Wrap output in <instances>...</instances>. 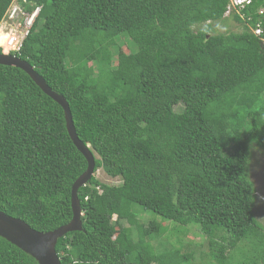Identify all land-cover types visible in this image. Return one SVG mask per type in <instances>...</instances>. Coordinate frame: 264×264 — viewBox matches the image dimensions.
I'll use <instances>...</instances> for the list:
<instances>
[{"label": "trees", "instance_id": "1", "mask_svg": "<svg viewBox=\"0 0 264 264\" xmlns=\"http://www.w3.org/2000/svg\"><path fill=\"white\" fill-rule=\"evenodd\" d=\"M19 1L39 11L16 54L66 99L95 157L77 190L82 229L55 245L61 264H197L181 252L188 225L208 238V264H264L249 173L252 148L264 151V0ZM230 20L243 29L214 32ZM86 167L61 106L0 64V211L37 231L68 223ZM0 264L38 263L0 237Z\"/></svg>", "mask_w": 264, "mask_h": 264}, {"label": "water", "instance_id": "2", "mask_svg": "<svg viewBox=\"0 0 264 264\" xmlns=\"http://www.w3.org/2000/svg\"><path fill=\"white\" fill-rule=\"evenodd\" d=\"M0 64L17 67L25 71L45 94L61 106L69 137L76 148L85 157L87 162L85 171L76 178L71 186L70 202L72 217L68 223L51 231H37L31 228L20 218L7 215L6 213L0 211V237L6 239L10 243L22 249L24 252L31 255L38 264H61L55 250V245L57 239L65 233L82 229V212L80 201L77 197V190L92 176L95 157L89 149L90 142L83 144V142L78 138L72 121L71 111L66 99L49 87L42 76L34 70L33 66L29 62L18 56L0 52Z\"/></svg>", "mask_w": 264, "mask_h": 264}, {"label": "rangeland", "instance_id": "3", "mask_svg": "<svg viewBox=\"0 0 264 264\" xmlns=\"http://www.w3.org/2000/svg\"><path fill=\"white\" fill-rule=\"evenodd\" d=\"M212 26L214 27L215 33H225V32H239L243 29V24L236 23L233 20L227 22H213ZM130 44L127 41H122L119 43V48L121 53H128L130 50ZM115 61L113 62V66ZM89 69H92V65H89ZM181 105L176 107V110H180ZM249 173L250 179L253 182L256 189V200L253 206V211L257 220L264 227V151H262L258 147L252 148V156L251 161L249 163ZM95 177L106 184H118L120 183V179L118 177H110L108 176L102 168H98L95 172ZM155 219L160 221V216L153 214L149 211L143 214L142 220L146 223L148 219ZM163 224H167V227H172L168 222H164ZM124 225H127L124 223ZM180 238L182 240V249L181 252L189 251L193 254V257L197 264H208V238L200 231L198 226L188 225L186 230L180 234ZM164 239V237H161ZM174 239V238H172ZM151 264H154V261H151Z\"/></svg>", "mask_w": 264, "mask_h": 264}, {"label": "built area", "instance_id": "4", "mask_svg": "<svg viewBox=\"0 0 264 264\" xmlns=\"http://www.w3.org/2000/svg\"><path fill=\"white\" fill-rule=\"evenodd\" d=\"M243 2L249 3L250 0H232L231 5L233 7L237 5L242 7L241 4ZM234 9L236 12L240 13V10L237 8ZM37 10L38 8L28 12L23 9V6L19 0H13L0 22V34L8 36L7 47H5L3 43H0V48H2L7 53H12L14 56L17 55L16 53H19L22 47L23 39L28 34V29L34 21ZM258 12L264 13V6L261 7ZM241 17L244 19V14H241ZM255 26V28L251 29L256 35H259L262 31L260 21Z\"/></svg>", "mask_w": 264, "mask_h": 264}, {"label": "bare ground", "instance_id": "5", "mask_svg": "<svg viewBox=\"0 0 264 264\" xmlns=\"http://www.w3.org/2000/svg\"><path fill=\"white\" fill-rule=\"evenodd\" d=\"M7 35L4 34H0V43H3L5 45V47H7Z\"/></svg>", "mask_w": 264, "mask_h": 264}, {"label": "clouds", "instance_id": "6", "mask_svg": "<svg viewBox=\"0 0 264 264\" xmlns=\"http://www.w3.org/2000/svg\"><path fill=\"white\" fill-rule=\"evenodd\" d=\"M13 2V1H12ZM11 2V3H12ZM10 3V4H11ZM9 7V6H8ZM38 8V10H37V13H36V15L38 14V11H39V7H36L35 9H37ZM36 15H35V17H36ZM1 49V51L0 52H3V53H7V52H5L2 48H0ZM7 54H12V53H7ZM13 55V54H12ZM15 56H18L19 57V55H15ZM115 219H116V215H115Z\"/></svg>", "mask_w": 264, "mask_h": 264}]
</instances>
